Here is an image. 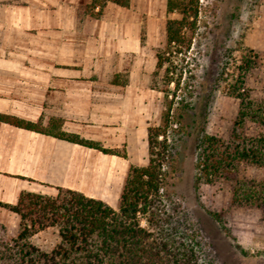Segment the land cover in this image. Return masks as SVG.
<instances>
[{
	"label": "crops",
	"instance_id": "obj_1",
	"mask_svg": "<svg viewBox=\"0 0 264 264\" xmlns=\"http://www.w3.org/2000/svg\"><path fill=\"white\" fill-rule=\"evenodd\" d=\"M167 3L0 0V115L44 128L59 121L61 133L117 153L0 121V203L58 187L119 207L129 168L148 161L163 105L155 74ZM18 220L0 207L8 230Z\"/></svg>",
	"mask_w": 264,
	"mask_h": 264
},
{
	"label": "trees",
	"instance_id": "obj_2",
	"mask_svg": "<svg viewBox=\"0 0 264 264\" xmlns=\"http://www.w3.org/2000/svg\"><path fill=\"white\" fill-rule=\"evenodd\" d=\"M91 2V6L101 8L108 3L128 8L131 0ZM167 12L178 13L181 18L168 20L165 43L158 53L155 83L158 84L159 72L164 70L163 88L157 86L164 94L162 123L149 128L148 163L129 168L118 209L80 192L58 187L56 195L21 192L15 205L0 203L1 208L20 219L19 234L11 242L0 225V264H208L201 259L199 244L175 221L163 194L171 158L169 131L182 129L183 112L190 108L189 84L185 81L186 88L182 87V79L186 72L190 73L188 79L192 78L189 63L185 61L197 24L199 2L168 0ZM258 58L257 53L249 51L238 77L229 84V94L240 99L238 117L229 139L205 131L200 137L195 187L199 190L202 185L230 181L233 184L231 204L264 214V180L239 177L242 163L264 166V135H246L248 122L264 127V108L256 106L245 87V75L256 67ZM179 91L183 94L178 95ZM0 121L105 154H117L77 135L61 133L59 121H52L46 128L5 115H0ZM54 227L58 229L60 242L50 252L30 242L36 234Z\"/></svg>",
	"mask_w": 264,
	"mask_h": 264
},
{
	"label": "rangeland",
	"instance_id": "obj_3",
	"mask_svg": "<svg viewBox=\"0 0 264 264\" xmlns=\"http://www.w3.org/2000/svg\"><path fill=\"white\" fill-rule=\"evenodd\" d=\"M198 2L197 24L185 61L189 63L192 78L188 79L190 73L186 72L182 79V87L186 88L185 81L189 84L187 99L190 108L183 112L182 129L169 131L171 158L166 168L163 194L169 201L175 221L199 244L204 262L264 264V214L257 209L231 204L233 184L230 181L202 185L199 190L195 187L200 137L205 131L229 139L240 109V99L229 94V84L238 77L251 50L259 58L256 67L245 75V87L256 106L264 108V0ZM180 18L178 13L169 16L170 20ZM163 75L164 70L157 77L161 89ZM182 94L178 92V95ZM162 113L163 105L155 127L161 125ZM246 135H264V127L248 122ZM239 177L262 181L264 166L242 163ZM44 191L47 195L57 193L55 188H45ZM19 223L20 219L9 230L0 224L8 241L18 236ZM30 242L50 252L60 242L58 229L54 227L38 233Z\"/></svg>",
	"mask_w": 264,
	"mask_h": 264
}]
</instances>
